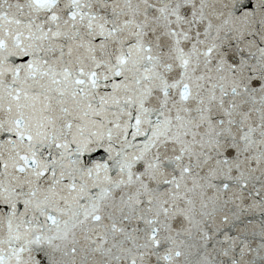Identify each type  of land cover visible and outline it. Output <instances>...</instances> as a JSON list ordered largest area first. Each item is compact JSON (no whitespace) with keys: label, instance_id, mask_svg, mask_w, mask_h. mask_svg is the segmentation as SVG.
Returning a JSON list of instances; mask_svg holds the SVG:
<instances>
[{"label":"snow or ice","instance_id":"6c2138e0","mask_svg":"<svg viewBox=\"0 0 264 264\" xmlns=\"http://www.w3.org/2000/svg\"><path fill=\"white\" fill-rule=\"evenodd\" d=\"M0 264H264V0H0Z\"/></svg>","mask_w":264,"mask_h":264}]
</instances>
